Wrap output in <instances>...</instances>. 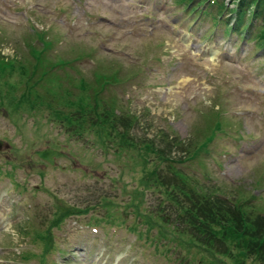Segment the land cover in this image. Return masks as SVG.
I'll return each mask as SVG.
<instances>
[{
	"label": "rangeland",
	"instance_id": "374dc122",
	"mask_svg": "<svg viewBox=\"0 0 264 264\" xmlns=\"http://www.w3.org/2000/svg\"><path fill=\"white\" fill-rule=\"evenodd\" d=\"M236 2L0 0V54L33 70L41 95L34 97L36 109L6 101L0 106V264H40L35 254L42 244L32 235L56 203L84 207L96 201L53 227L57 245L45 264H181L184 248L165 251L167 238L157 239L156 227L148 234L143 220V213L159 207L165 185L143 177L147 170L131 157L135 148L117 153L91 126L68 132L48 105L63 110L68 92L71 100L92 102L97 95L131 116L135 140L166 148L178 137L187 153L172 144L165 153L177 170L190 174L189 182L215 188L237 204L245 199L242 207L264 215V46L255 36L264 9L252 17ZM20 76L15 70L8 77L17 96L27 86ZM83 85H89L87 94ZM209 128L213 141L190 158ZM47 144L64 147L74 159H41L34 150ZM146 164L157 166L159 184L165 174L172 177L156 154ZM138 190H144L142 199L133 193ZM101 195L115 202L111 210L98 204ZM112 213L121 220L108 222ZM29 249L35 254L26 257Z\"/></svg>",
	"mask_w": 264,
	"mask_h": 264
},
{
	"label": "trees",
	"instance_id": "16d2710c",
	"mask_svg": "<svg viewBox=\"0 0 264 264\" xmlns=\"http://www.w3.org/2000/svg\"><path fill=\"white\" fill-rule=\"evenodd\" d=\"M212 1L215 2V0ZM236 1L235 8L242 9L243 12H245V9L250 11L249 15L252 17L264 9V0ZM255 36L264 46V22L261 25L260 32H258V37ZM12 59L5 60L3 55L0 54V68L6 69H3L4 71L0 70V106L2 107L6 101L8 106L21 108L24 104H27L29 110L30 108L36 109L37 100L34 101V97L41 95L35 91L36 85L34 84L38 83L40 78L32 80L35 75L33 70L32 73L27 72L25 63L23 64L21 60L14 63ZM33 63L35 71L39 63H36L35 60ZM15 70L16 73L21 75V81H24L27 85L19 96L15 92L18 87L16 82L8 78ZM46 72L47 69L45 68L41 73L46 75ZM104 82L108 81L105 79ZM88 88L89 85H83L80 90L87 94L85 91ZM52 93L61 96L55 88L52 89ZM69 95L68 92V95L64 97L65 103L63 104H66V106L63 110L60 107H52L53 105L48 104L52 108V113L57 116L56 119L66 126L68 132L72 134L75 132L80 133L87 126H91L95 135H98L101 144L108 147V143L111 142L112 145H116L114 146L115 152L125 154L127 150L135 148L136 154L134 156L132 154L131 157L135 162L141 163L143 168L147 170L146 173H143V177L154 183L156 187L165 185L160 190L162 197L158 198L159 207L155 206L153 211L149 210L150 213H143L147 214V219H143L148 223L146 232L149 234V231L156 227L158 228L156 238H167V245L163 247L165 251H169V249L176 250L180 247L184 248V253L187 254L184 255L181 251V254L178 255L181 264H264V215L260 214L263 212L250 209V206L247 209L242 207L243 204H247L245 199H241L242 201H238L237 204L233 202L232 198L224 197V193L216 191L215 188L207 191L202 183L198 186L189 182L187 175L190 174L181 173L180 170H177L173 166L174 163H172L175 159L165 153L166 149L170 150L171 144L181 145V149H185L183 141L179 140L178 137H173L171 144H168V147L165 148L163 145L157 147L151 139L135 140L129 132L132 124L131 116L125 115V113L118 114V112H115L113 105L102 102L97 95H94L92 102L84 96L71 100L67 97ZM31 96L33 97L31 98ZM29 98L31 100H28ZM61 98H63V95ZM44 102H47V100L42 99V103H40L47 104ZM219 124L217 120L216 126ZM119 126H121V129ZM209 129L210 131L204 134L203 139H199L197 142V147L193 149L194 153L190 154V158L206 150L208 144L213 141L214 129ZM165 140L167 139L162 137V141ZM187 150L188 148L185 149V152ZM153 154H156L159 160L165 159L169 172L172 174V177L165 174L162 177L163 182L161 184L156 179L159 176L156 170L157 166L150 169L146 164L150 155ZM179 160H181L179 162L184 161V159ZM173 178L176 181L171 182ZM147 180L143 184L146 185ZM177 180L180 182H177ZM133 193L136 197L142 199L144 190H138L137 194ZM100 198L98 204L103 205V208L107 207L111 210L108 206L115 205V202L105 195H101ZM62 200L60 199V201ZM96 203L97 201L84 207H77L74 204L64 202L56 203L57 208L53 209L52 213L46 217L44 227L37 228L32 235L34 241L39 240L41 242V249L38 254L29 249L31 251L25 254L26 257L29 254L40 255V264H45L47 256L55 250L57 245L54 239L53 227H58L71 214L79 215V213L88 212ZM168 204L171 207L167 206ZM166 209H170V211H166ZM118 216V213L115 215L112 213L110 218L107 215L106 219L111 222L116 217L117 221H120L121 219ZM130 229L136 236L141 234V229L136 228L134 224L130 226ZM249 258L251 261L248 262L247 259Z\"/></svg>",
	"mask_w": 264,
	"mask_h": 264
},
{
	"label": "water",
	"instance_id": "95a60500",
	"mask_svg": "<svg viewBox=\"0 0 264 264\" xmlns=\"http://www.w3.org/2000/svg\"><path fill=\"white\" fill-rule=\"evenodd\" d=\"M3 139H0V148L3 143ZM34 152L41 157V159H45L49 163H54L55 157L62 156L65 157L67 154L62 152V150L58 148H52L51 146H45L43 149L38 148L34 150Z\"/></svg>",
	"mask_w": 264,
	"mask_h": 264
},
{
	"label": "bare ground",
	"instance_id": "6f19581e",
	"mask_svg": "<svg viewBox=\"0 0 264 264\" xmlns=\"http://www.w3.org/2000/svg\"><path fill=\"white\" fill-rule=\"evenodd\" d=\"M187 36V35H186ZM212 53H214V54H212L213 56H216L217 54H218V51H216L215 49H214V51H212Z\"/></svg>",
	"mask_w": 264,
	"mask_h": 264
}]
</instances>
